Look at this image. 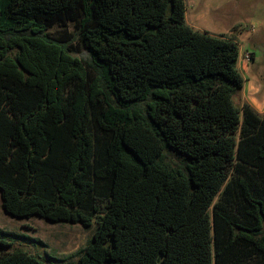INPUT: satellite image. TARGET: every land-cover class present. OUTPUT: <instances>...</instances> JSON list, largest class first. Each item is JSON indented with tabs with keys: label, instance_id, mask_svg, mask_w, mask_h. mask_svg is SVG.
<instances>
[{
	"label": "trees",
	"instance_id": "obj_1",
	"mask_svg": "<svg viewBox=\"0 0 264 264\" xmlns=\"http://www.w3.org/2000/svg\"><path fill=\"white\" fill-rule=\"evenodd\" d=\"M185 9L0 0L1 206L94 225L69 264H264V112L234 103L236 42ZM11 246L0 264H48Z\"/></svg>",
	"mask_w": 264,
	"mask_h": 264
},
{
	"label": "rangeland",
	"instance_id": "obj_2",
	"mask_svg": "<svg viewBox=\"0 0 264 264\" xmlns=\"http://www.w3.org/2000/svg\"><path fill=\"white\" fill-rule=\"evenodd\" d=\"M184 1L185 21L193 29L236 42L240 51L237 67L244 84L233 94L234 103L240 107L247 102L257 112L263 113L264 0ZM249 54H253V58ZM75 55L90 60L85 48L78 47ZM168 160L173 165L180 164L172 155ZM93 231L94 225L85 228L79 223L51 222L38 216L14 217L3 211L0 197V237L12 245L4 248V252L21 247L48 264H69L77 260Z\"/></svg>",
	"mask_w": 264,
	"mask_h": 264
},
{
	"label": "crops",
	"instance_id": "obj_3",
	"mask_svg": "<svg viewBox=\"0 0 264 264\" xmlns=\"http://www.w3.org/2000/svg\"><path fill=\"white\" fill-rule=\"evenodd\" d=\"M251 58H253V54H252V57ZM261 111V110H260Z\"/></svg>",
	"mask_w": 264,
	"mask_h": 264
}]
</instances>
